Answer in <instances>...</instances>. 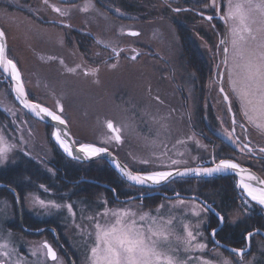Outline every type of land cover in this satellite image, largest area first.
Wrapping results in <instances>:
<instances>
[{"label": "rangeland", "instance_id": "1", "mask_svg": "<svg viewBox=\"0 0 264 264\" xmlns=\"http://www.w3.org/2000/svg\"><path fill=\"white\" fill-rule=\"evenodd\" d=\"M227 5L228 0H48L47 3L45 0H0V27L6 36L8 57L16 63L29 97L61 115L77 144L106 147L130 168L142 173L231 159L252 168L264 179V161L255 159L264 148V131L257 136V130L251 128L243 115L239 101L232 96L223 63V48L229 47V56L232 51L230 44L220 43L224 36L231 39L228 32L231 21L226 23L221 19ZM53 6L65 14L54 11ZM85 8L86 11L82 10ZM132 32L138 35H131ZM90 69L98 71L86 75ZM220 72H224L223 77ZM221 87L229 95L230 105L224 100ZM58 102L62 112L57 108ZM25 112L12 95L10 81L0 71V114L4 116L0 117V135L9 144L16 145L0 168L12 162L18 165L14 160L16 154L20 162H34L37 158L42 166L52 156L65 154L52 136L53 127ZM108 120L122 128L121 143L103 142L110 135L106 127ZM260 122L257 118V123ZM145 159L148 164L141 162ZM102 160L105 159L80 164L85 170L91 166L105 169ZM172 160L181 163L171 165ZM227 177L229 183L220 181L213 187L196 181ZM86 178L89 179L81 177L72 184L95 183L109 189L115 201L109 197H98L101 202L92 203L68 200L69 191L56 187H62L61 184L43 188L33 185L26 190L23 201L20 199L19 214L12 191L6 189L8 195L0 194V243L8 245L0 249V261L4 264H88L95 224L89 217H95L105 208H131L138 214L149 212L165 220L174 218L175 235L184 236L185 223L194 234H202L196 242L206 245L203 250L185 253L183 244L172 245L179 247L182 260L192 258L189 264H202L201 258L210 264H224L225 260L229 264H264V237L254 232V229L264 232V209L237 186L236 176L180 177L156 189L148 188V192L146 187L122 178L123 181H116L119 193L109 183L101 182L112 189L96 183L95 178ZM222 183L229 187L228 191L223 192ZM201 188L207 191L202 194ZM153 192L190 197H166ZM193 195L223 215V224L219 226L212 211H201L204 204ZM219 195L221 202L217 199ZM33 196L61 205L71 203L75 215L66 207L46 211L33 204ZM24 209L35 225L42 224L29 229L41 231L51 226L58 238L48 229L39 233L24 232L19 225ZM15 211L21 220L16 221ZM210 216L215 218L213 222ZM49 220L55 225L48 223ZM18 225L21 230L17 229ZM235 227L248 228L246 234L254 232L250 247L252 244L258 255L249 252L250 247L238 255L214 243L213 228H217V235L222 229L232 232ZM44 242L55 251V261L46 256V249L42 250ZM243 247H246L245 238L238 248Z\"/></svg>", "mask_w": 264, "mask_h": 264}, {"label": "snow or ice", "instance_id": "2", "mask_svg": "<svg viewBox=\"0 0 264 264\" xmlns=\"http://www.w3.org/2000/svg\"><path fill=\"white\" fill-rule=\"evenodd\" d=\"M47 2L48 0H45V3ZM53 9L61 15L65 14L60 8L53 6ZM82 10L86 11L87 9ZM207 19H211V17ZM221 19H224L226 23L231 21L228 29L231 39H223L220 43L231 45V56H229V47L223 48V63L226 65L232 96L239 101L243 115L247 120L264 130V0H235V2L234 0H228L227 11ZM130 34L138 35L135 32ZM3 36V31H0V37ZM135 58L133 57V59ZM111 67H115V65H111ZM0 69L10 76L12 81L16 82L13 90L17 98L22 99L25 108L30 109L37 117L47 116L60 124L66 123L61 115L40 104L32 103L26 98L21 74L16 63L6 55L5 45L2 41H0ZM68 71H75V69H68ZM96 71L98 69H90L85 74H94ZM219 75L223 77L224 72H220ZM220 92L224 93V100L228 101L229 95L225 93L223 87L220 88ZM57 108L61 112L63 111L59 102ZM231 111L232 109L229 107V112ZM257 118L262 122L257 123ZM235 123L234 117L233 124ZM106 127L110 135L103 142L121 143L122 128L115 125L111 120L106 121ZM231 135L232 133L229 132L228 136L231 137ZM52 136L64 153L75 160L91 159L100 157L102 154H109L108 148L97 146L94 143H78L77 145L76 142L66 139V134L62 135L59 129L54 130ZM15 147L16 145L9 144L0 135V164L8 159V153ZM244 147L247 148V144ZM248 150L251 151V149ZM260 151L264 152V148ZM141 162L144 164L149 163L146 159ZM111 163L127 180L149 186L167 183L173 175L183 176L190 173L196 176L212 175L213 173L232 170L241 177L237 182V186L243 188L252 201L264 205V187H257L247 182L258 180L260 185H264V180H259L254 174L231 159H221L218 163L213 161V167L198 166L196 168H185L183 171L153 170L144 173L131 172L128 170L127 165H122L115 158H112ZM179 163L181 161H171V165ZM43 187L41 185V188ZM32 199L34 205H38L46 211L51 208L66 207L70 214L75 215L71 203L61 205L54 201H45L38 196H33ZM179 203L183 204V201H179ZM244 203H248V201H244ZM201 211L209 212L214 211V209L211 208V205L206 204ZM157 212H159V208ZM193 214L199 216L200 212H194ZM215 215L219 224L222 225L224 222L223 215L219 212H216ZM102 219L104 222H101ZM89 220H95V224L94 242L89 250L88 264H189L192 258L190 257L188 261L182 260L179 247L172 246L174 242L177 245L183 244L185 253L206 248L205 244L196 242L197 236L202 234H194L187 223L183 225L184 236H178L174 232V218L165 220L162 216H152L149 212L138 214L131 208H105L102 212L97 213L95 217L90 216ZM216 232L217 229L213 228L211 235L214 237ZM91 235L89 233L90 237ZM252 235L253 233H248L249 238ZM7 247V243H0V249H6ZM43 249L47 250L46 256L48 258L53 261L57 259L55 251L47 242L43 243ZM231 251L239 254L243 253V249H232ZM2 254L8 255L7 252ZM201 261L202 264H210L209 261L202 258ZM0 264H4V262L0 261ZM224 264H229V261L225 260Z\"/></svg>", "mask_w": 264, "mask_h": 264}, {"label": "trees", "instance_id": "3", "mask_svg": "<svg viewBox=\"0 0 264 264\" xmlns=\"http://www.w3.org/2000/svg\"><path fill=\"white\" fill-rule=\"evenodd\" d=\"M0 117H2L1 119L4 118L2 114H0ZM58 154H56L54 157L52 156L50 160H47L48 164L47 162H45L43 166L41 164L42 162L38 161L37 158L34 162L32 161H21L20 162L21 159L16 154L14 160L18 162V165L12 162L10 166L9 165L4 166V167L2 166V168H0V182L9 184L13 188H15L22 201H23V198L25 197L26 190L30 188L31 186L35 185V187L41 188V185L50 186L51 184H55V186L56 184H59V185L61 184L62 187H58V185L56 187L59 189L65 190V192L69 191L67 194L68 200L74 199V201H77V199H80L84 203H86V201L92 203L94 201L101 202V200L96 199L98 197L99 198L109 197L110 200L115 201L109 189L99 186L95 183L88 182V181H83V182L79 181V184L77 183L75 184V186L74 184H72L74 180L80 179L81 177H91V178L97 179V181L105 182V183H109L113 185L119 193V190H120L119 183L117 182L123 181V179L107 163L106 160H102L104 165L106 166L105 169L94 168V167L92 168L91 166L90 169L85 170L83 166H81L82 165L80 164L81 162L75 161L67 157L62 152ZM229 179L230 178L227 177V178L204 179V180H196V181H198L202 185L213 187L215 186L214 184H218L220 183V181H225L226 183H229ZM189 181H192V180L190 179ZM222 185L224 189L223 192L229 190L228 186H225V184L223 183ZM201 189L202 190L200 191L202 192V194H204L207 191V189L205 188H201ZM143 190H146V189H143ZM217 190H220V189H218L217 187ZM0 194H2V196L8 195L6 189L4 188H0ZM220 195H219L220 199L217 198L219 202H221V198H222V196ZM230 195H231L230 198L233 200L232 193ZM118 196H124V195L118 194ZM103 201L105 200L103 199ZM15 219L16 221L18 219L17 211H15ZM210 219L212 222L215 220L213 216H210ZM23 223L29 228L42 225V224H39V222L38 224L35 225L31 217H29V215L26 214L25 209H24V215H23ZM48 223L55 225V222H53V220H49ZM17 229L21 230L19 225ZM248 230H249L248 228H242V227L237 228V229L235 227L234 229H232V232L227 229L226 230L222 229L217 233L216 236L219 240L223 242H226L233 246L241 247L244 244V234Z\"/></svg>", "mask_w": 264, "mask_h": 264}, {"label": "water", "instance_id": "4", "mask_svg": "<svg viewBox=\"0 0 264 264\" xmlns=\"http://www.w3.org/2000/svg\"><path fill=\"white\" fill-rule=\"evenodd\" d=\"M0 31H3V33H4V30L0 27ZM224 39H225V36H224ZM0 41H2L3 43H4V45H5V52H6V55L8 56V44H7V40H6V36H5V33H4V36L3 37H0ZM9 58V57H8ZM0 71L2 72V74L6 77V79H8L9 81H10V83H11V90H12V95H13V97H14V99L17 101V103L18 104H20L25 110H26V112L30 115V116H32L33 118H35V119H37V120H39V121H41V122H44L45 124H48V125H51L52 127H53V130H57V129H59L60 131H61V133H62V135L63 134H66V136H65V138L66 139H68V140H70V141H74L75 142V140H74V138H73V136H72V133H71V131H70V128H69V126H68V124H67V122L65 123V124H60L59 122H57V121H53L50 117H47V116H43V114H42V116H43V118H41V117H37L30 109H28V108H25L24 107V105H23V102H22V99L21 98H17V95H16V93H15V91L13 90V88H14V85H15V81H12L11 80V78H10V76H8V75H6L3 71H2V69H0ZM21 81H22V78H21ZM22 83H23V81H22ZM23 86H24V84H23ZM24 89H25V93H26V98L30 101V102H32V103H37V104H40L41 106H43V107H45L44 105H42L41 103H39V102H37V101H34V100H32L30 97H29V95H28V93H27V91H26V88H25V86H24ZM223 95H224V93H223ZM228 103H229V101H227ZM48 108V107H47ZM49 109V108H48ZM50 111H52L51 109H49ZM54 112V111H53ZM65 120V119H64ZM57 142V141H56ZM59 145V144H58ZM78 145V144H77ZM63 151V150H62ZM64 152V151H63ZM108 153L110 154H102L100 157H94V158H91V159H80V160H77V161H80V162H86V161H92V160H95V159H99V158H103V159H105L107 162H108V164H110L111 166H112V168L114 169V170H116L115 169V167L112 165V163H111V160H112V158H115L117 161H119L122 165H127L124 161H122L113 151H111L110 149H108ZM66 154V153H65ZM67 155V154H66ZM82 155V154H81ZM68 156V155H67ZM69 157V156H68ZM71 158V157H70ZM73 159V158H72ZM75 160V159H74ZM219 162V161H218ZM218 162H215V163H218ZM241 165V164H240ZM198 166H201V167H213L214 166V163H212V164H203V165H196V166H184V167H177V168H173V169H169V170H166V171H175V170H179V171H183L185 168H196V167H198ZM241 167L242 168H244V169H247L248 170V172H250V173H252V174H254L256 177H258L259 178V180H264L255 170H253L252 168H249V167H247V166H244V165H241ZM127 168H128V170H130L131 172H133V173H142V172H138V171H135V170H133L132 168H130L128 165H127ZM116 172H118L117 170H116ZM118 174H120L119 172H118ZM227 175H233V176H236V178L238 179V181L240 180V175H237L236 174V172H234V171H232V170H227V171H225V172H220V173H213L212 175H200V176H196L195 174H188V175H183V176H179V175H173L171 178H170V180L169 181H171L172 179H175V178H180V177H190V178H193V177H199V178H207V177H222V176H227ZM120 176H122L121 174H120ZM122 178H124L126 181H128V182H130V183H132V184H135V185H138V186H142V187H147V188H154V189H156V188H158V187H160V186H162L163 184H165V183H163V184H160V185H151V186H149V185H140V184H136L135 182H132V181H129V180H127V178L125 177V176H122ZM245 179H246V176H245ZM94 181V180H93ZM168 181V182H169ZM96 183H99V184H101V185H104V186H107V187H109L108 185H106V184H103V183H101V182H98V181H95ZM167 182V183H168ZM248 183H251L252 185H257L258 187H264V185H260L259 183H258V180H253V181H247ZM0 187L1 188H6V189H9L10 191H12V193L14 194V196H15V199H16V204H17V207H18V212H19V214H20V198H19V195H18V192L16 191V189H14L12 186H10V185H8V184H5V183H2V182H0ZM109 188H111V187H109ZM112 189V188H111ZM114 191V190H113ZM151 194H161L162 196H166V197H176V196H182V197H190V195H185V194H179V193H175V194H167V193H163V192H153V193H151ZM193 197H196V198H198L204 205H211V204H209V203H207L206 201H204V200H202L201 198H199V197H197V196H194L193 195ZM117 198V197H116ZM117 199H119V198H117ZM122 200H127L126 198H121ZM264 206V205H263ZM211 208L212 209H214V211H212L214 214L217 212L216 210H215V208H213L212 207V205H211ZM19 220H21V216H20V218H19ZM221 224H219V226H220ZM218 226V227H219ZM20 227L24 230V231H26V232H28V233H39V232H41L43 229H49V230H51L52 231V233L56 236V239L58 238V236H57V234H56V231H55V229H54V227H51V226H48V227H44V228H42L41 229V231L40 230H33V229H29V228H26L25 226H24V224L22 223V221H20ZM217 229V228H216ZM254 232H256V233H259V234H261L263 237H264V232L262 231V230H260V229H255L254 230ZM253 232V233H254ZM212 236V235H211ZM213 237V236H212ZM246 247H243V248H238V247H235V246H232V245H230V244H226V243H223V242H221V241H219L218 239H216V237L214 236L213 237V241H214V243L216 244V245H218V246H220V247H222V248H224V249H226L227 251H230V252H233V251H231L232 249H243V253L244 252H246L248 249H249V247H250V238L248 237V233L246 234ZM63 249L65 250V252H67L66 251V249L63 247ZM233 253H236V252H233ZM242 253V254H243ZM67 254H68V252H67ZM236 254H238V255H242V254H239V253H236ZM69 256V255H68ZM70 257V256H69ZM72 262H73V260H72ZM71 262V263H72ZM72 264H74V263H72Z\"/></svg>", "mask_w": 264, "mask_h": 264}, {"label": "flooded vegetation", "instance_id": "5", "mask_svg": "<svg viewBox=\"0 0 264 264\" xmlns=\"http://www.w3.org/2000/svg\"><path fill=\"white\" fill-rule=\"evenodd\" d=\"M250 125H251V128H253L254 130H257V133H255L257 136H258V134H259V132L261 131H264V130H261L259 127H257L255 124H252V123H250V122H248ZM240 125H241V127L243 128V129H247L248 130V128L244 125V123H240ZM256 147H260V146H256ZM256 150V149H255ZM257 151V150H256ZM259 151V150H258ZM255 152V151H254ZM261 152V151H260ZM255 159L257 160V161H264V152H261L260 153V155L259 154H256V156H255ZM145 192H148V190H146ZM257 212L258 211H256L255 212V214H257ZM262 227H263V229H264V223H263V225H262ZM255 228H257V227H255ZM255 230V229H254ZM246 233L244 234V238L246 239ZM251 243H252V241H251ZM233 246V245H232ZM249 252H254V253H257L256 255H258V250L257 249H255V248H253L252 247V244H251V247H250V250H249Z\"/></svg>", "mask_w": 264, "mask_h": 264}, {"label": "bare ground", "instance_id": "6", "mask_svg": "<svg viewBox=\"0 0 264 264\" xmlns=\"http://www.w3.org/2000/svg\"><path fill=\"white\" fill-rule=\"evenodd\" d=\"M227 105H230V103H227ZM233 176V175H232ZM85 179H89V178H86L85 177ZM255 186H257V185H255ZM258 187V186H257ZM258 204V203H257ZM262 209H264V206L263 205H260V204H258ZM22 219V218H21ZM22 221V223H23V220H21ZM24 224V223H23ZM20 225V224H19ZM29 228V227H28ZM25 232V231H24Z\"/></svg>", "mask_w": 264, "mask_h": 264}]
</instances>
